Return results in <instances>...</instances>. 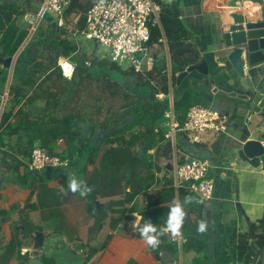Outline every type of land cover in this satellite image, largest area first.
Segmentation results:
<instances>
[{"label":"crops","instance_id":"obj_1","mask_svg":"<svg viewBox=\"0 0 264 264\" xmlns=\"http://www.w3.org/2000/svg\"><path fill=\"white\" fill-rule=\"evenodd\" d=\"M173 2L179 4L181 19L192 33L190 42L199 50L200 61L208 60L209 63L208 76L195 71L182 85L179 86L176 82V88L179 91L186 87L193 88L195 102L211 105L230 114L234 119V126L228 135H207L203 142L190 144L185 133L176 129L174 117V128L168 130L166 139L151 153L163 166V171L159 174L161 179L164 176L174 179L175 162L183 153L207 158L212 162L211 174L218 177L214 197L208 202L198 201L203 206V220L209 233V260L205 264H242L236 258L231 236L235 231L248 232L254 225L260 224L258 220L264 214V166L261 164L255 167L241 160L237 151L248 139H259L258 133L264 130V123L251 127L254 132L250 137H245L242 131L247 110L244 107L237 110L238 105L234 100L212 91L214 88L231 90L233 80L238 78L230 65L220 58V33L227 30L228 24L232 22L230 13L242 8V4L235 0H220V4L217 0ZM1 5L16 6L25 11L17 18L16 23L20 29L28 30L29 34L15 56L0 57V121L3 113L12 107L14 96L10 94V88L19 84L14 78V71L22 61V54L26 53V63L29 64L42 59L37 57L36 49L40 42L39 34L35 36L32 33L29 22L30 15L39 10L40 0H0ZM51 23L55 25L51 18L43 20V29L46 30ZM162 55L168 62L167 71L172 70L173 64L167 46ZM161 96L162 94L159 98ZM45 106L44 100L37 99L32 105H24V109L30 113L32 120L37 121L47 116ZM260 118L255 115L254 123ZM85 139L84 136L80 137L78 159H85L87 143L92 144L90 140L86 144L81 143ZM6 140L10 146L0 147V211H5L0 214V264H86L83 244L89 242L93 221L87 211V194H82L83 189L72 191L69 184L73 179L85 183L90 170L79 162L61 169L30 172L32 175L29 181L22 186L16 181V173L11 165L15 159L24 161L25 165L28 163L30 156L23 155L27 138L21 131ZM169 141L172 144L168 147ZM58 149L57 143L54 151ZM171 155L174 157L173 163L167 160ZM25 165L20 167L21 174L27 171ZM219 165L231 167L227 177H221L216 170ZM164 187L163 181L150 188L152 200L158 198V192ZM148 199L146 196L144 204ZM177 203L180 204L179 198L174 202ZM137 205L142 207L139 203ZM169 205L167 203L164 206ZM103 206L104 204L98 203L97 209L102 210ZM116 217L122 218V215L118 213ZM141 219L139 212L122 219L118 227L111 231L112 237L107 247L97 254V263L94 264H192L194 258L199 256L193 251L183 252L182 246L177 245L176 254L171 255L173 263L164 260L158 262L144 239L134 236ZM161 229L166 231V227ZM100 245L97 234H94L90 246Z\"/></svg>","mask_w":264,"mask_h":264},{"label":"trees","instance_id":"obj_2","mask_svg":"<svg viewBox=\"0 0 264 264\" xmlns=\"http://www.w3.org/2000/svg\"><path fill=\"white\" fill-rule=\"evenodd\" d=\"M97 1L70 0V5L64 14L66 24L64 27H56L55 38L51 40L55 47L63 51L71 46L69 39L71 34L82 33L86 26L87 13ZM24 13V10L16 6H0V28L3 32L0 38V57L15 56L26 41L29 31L20 29L16 23L17 18ZM150 31L149 47L154 58V66L152 70L145 73H137L134 69H123L118 63L109 59L96 58L91 67L84 63L87 56L83 55L82 60L79 59L81 62L78 70L87 71L89 74L94 64L106 71H117L119 73L117 80H112L107 74L105 75V79L110 82L108 88L111 89L113 82L118 88L120 86L124 88L123 99L132 98L129 104L124 105L128 109H125L121 116L115 115L116 120L114 119L113 125L107 126L105 122L100 125L104 136L97 146L87 143L85 159H78L82 135L76 126V115L66 113L63 116H56L49 108L58 101H56L55 87L47 86L55 67L48 63L45 57L29 64L26 63V53L22 54V61L20 60L14 71V78L19 81V84L12 85L10 88V94L14 96L12 107L1 117L0 147L10 146L6 138H11L21 131L27 138L26 151L23 153L26 156H31L33 149L37 146L54 153L58 140L63 139L65 142L59 147V155L63 159H68L70 164L82 162L85 168L90 170V175L84 183L90 189L86 192L87 211L93 221L89 231V242L83 244L86 251V264L97 263L95 257L107 247L112 237L111 231L118 227L122 219L129 218L134 212H139L142 216L134 233L135 238L143 239L139 228L147 222H151L157 231L162 233L159 237L160 243L155 248L148 245L152 256L158 262H162L163 252L167 251L172 256L176 254L177 245L169 242L170 234L161 228L167 226L168 213L177 198L185 212L181 232L186 241L182 245V251H193L199 255L194 258L192 264H205L209 260L207 227L202 233L197 231L199 224L205 223L202 215L203 206L198 203L195 195L185 188L176 190L171 178L159 177L163 166L151 153L166 139L168 132L163 127L155 126L157 120L171 111L174 113L176 129L179 130L186 121L190 107L199 103L195 102L193 88L186 87L179 91L176 88V81L177 74L190 65L200 62V52L190 42L192 33L181 19L178 2L171 5L161 4L158 20L150 23ZM40 37L44 36L41 34ZM166 46L173 62L171 76L163 70L161 64L160 57ZM64 56L67 55L64 54ZM126 80H130L134 85L132 87L128 86L129 83L124 85ZM154 81L156 83H153ZM171 93L173 107L169 100ZM132 94H138V97L134 99ZM157 94H164L166 98L160 100L156 97ZM37 99L46 102L48 114L36 121L31 119L24 105H32ZM102 146L108 147L99 155ZM98 159L99 166L94 167ZM24 165L25 162L20 159L13 160L11 165L16 173V181L22 186L26 185L32 175L28 169L25 173H20V167ZM25 166L27 168V164ZM163 181L165 187L158 192V198L155 201L152 200L150 188ZM146 196L149 199L144 204ZM137 202L142 206L141 208L138 207ZM98 203L104 204L102 210L97 209ZM167 203L170 205L164 206ZM4 213L5 211H0V214ZM118 213L122 215V218L116 217ZM258 228L261 231L258 232ZM94 234H97L98 241L101 243L98 247L90 246ZM231 244L236 250L238 261L248 264L252 257H258V264H261L264 250V224H256L248 232L235 231L231 236Z\"/></svg>","mask_w":264,"mask_h":264},{"label":"built area","instance_id":"obj_3","mask_svg":"<svg viewBox=\"0 0 264 264\" xmlns=\"http://www.w3.org/2000/svg\"><path fill=\"white\" fill-rule=\"evenodd\" d=\"M173 0H98L88 11L85 29L82 31L88 40L97 46L109 49L110 61L121 65L128 62L126 69H134L137 73H145L153 69L154 58L151 54L149 41L151 37L150 23L157 22L161 4L171 5ZM242 4L245 12H249ZM70 5V0H40L39 10L30 15L32 31L41 21L51 18L59 27H64L65 11ZM3 32L0 28V38ZM97 57L89 55L85 65L91 67ZM68 63L72 67L70 77L63 73L62 64ZM59 69L62 76L72 80L78 71V61L73 56H62L59 59ZM160 96V95H159ZM234 126L233 117L215 107L202 103L193 104L186 117L184 125L179 129L184 132L190 144L203 142L207 135H228ZM64 140H58L59 147L64 145ZM60 149L50 153L42 147H35L27 163L31 173H38L47 169H61L70 166L68 159H63ZM231 169L227 166H217L216 170L221 177H227ZM173 186L185 188L195 195L200 203L211 201L216 190L217 178L212 176V162L203 157L184 153L175 162ZM168 232V231H166ZM169 242L182 246L186 241L181 232L173 236L170 232ZM236 254V250H235ZM259 258L252 257L248 264H258ZM247 264L246 262H241Z\"/></svg>","mask_w":264,"mask_h":264},{"label":"rangeland","instance_id":"obj_4","mask_svg":"<svg viewBox=\"0 0 264 264\" xmlns=\"http://www.w3.org/2000/svg\"><path fill=\"white\" fill-rule=\"evenodd\" d=\"M56 27V24L54 25L51 23V25L44 30L43 21H41L36 29L32 31L35 36H37V34H42L44 36L43 38H41L40 35L38 37L40 42L38 48H36L37 57H45L46 61L55 67V70L52 72V78L48 81L47 86L55 87L57 92L56 101H58V103L54 106H49V108L51 111H54L53 114L56 116H63L66 113L75 114L77 117L76 126L80 130L81 135L86 138L81 143L86 144V142L90 140L94 146H97L104 136L103 129H101L100 125L104 122L107 126L113 125L115 122L114 119L116 120L115 115L121 116L125 109H128L124 107V105L129 104L132 98L129 100L123 99L125 92L124 88L121 86L118 88L113 82L111 83L113 84L111 89H109L108 83L110 82L105 79V75L107 74L112 80H117L119 78V73L115 70L106 71L103 68L97 67V64H94L92 67L93 70H91V74L87 71L78 70L75 77L71 81H67L60 73L58 65L60 56H63L64 54L67 56H73L74 59H77L79 64L83 55L87 57L93 55L98 59L107 60L110 57L109 49L97 46L93 41L88 40L82 35V33L76 32L71 34L69 38L72 43L71 46L62 51L58 49V47H55L51 42V40L55 38ZM164 51H166V48ZM160 58L162 60L161 64L163 70H166L165 72L169 75L172 74V70L167 71L168 62L164 55ZM128 64V62H123L120 66L125 69L129 66ZM128 83L129 87L134 85L130 80H126L124 85H127ZM153 83L156 82L154 81ZM132 95H134L132 96L134 99L138 97V94ZM159 95L161 94H157L156 97L160 100L166 98L164 94H162L160 98ZM169 100L171 105V95H169ZM50 114H52V112H50ZM173 118L174 113L170 111L163 118L157 120L155 126L163 127L168 131L173 127ZM107 147L108 146H102L99 155H101ZM167 160L170 161V163H173L174 157L171 155ZM97 166H99V159L94 167ZM259 231H261V229L258 228V232Z\"/></svg>","mask_w":264,"mask_h":264},{"label":"water","instance_id":"obj_5","mask_svg":"<svg viewBox=\"0 0 264 264\" xmlns=\"http://www.w3.org/2000/svg\"><path fill=\"white\" fill-rule=\"evenodd\" d=\"M235 1H243L246 8L253 5L259 9L254 14L247 13L243 9H237L230 13L232 22L228 24L227 30L220 33L222 45L220 58L230 65V68L237 73L238 78L233 80L231 90L214 88L212 91L234 100L238 105L237 110L242 107L247 110L242 134L245 137H250L254 132L251 127L261 126L260 124L264 123V0ZM195 71L208 76V60L190 65L179 73L177 85H182L183 81ZM171 107H173V94H171ZM255 115L261 117V120L256 123L253 120ZM258 137L259 139H248L237 151L241 160L249 162L255 167L261 164L264 166V130L258 133ZM171 144L172 141H169L167 146L169 147ZM258 223L264 224V214ZM162 258L165 262L173 263V259L167 251L162 253ZM261 264H264V250Z\"/></svg>","mask_w":264,"mask_h":264},{"label":"clouds","instance_id":"obj_6","mask_svg":"<svg viewBox=\"0 0 264 264\" xmlns=\"http://www.w3.org/2000/svg\"><path fill=\"white\" fill-rule=\"evenodd\" d=\"M62 68L64 75L70 77L72 74V67L68 63H64L62 64ZM69 188L72 191L83 189L82 194L90 190L86 185H84L83 181L78 182L75 179L70 182ZM190 199L191 198H189V200ZM184 216L185 212L183 210V207L178 203L174 204V206L170 208V211L168 213L166 231L170 232L173 236L179 235ZM133 226L135 227V224ZM205 230L206 224L203 222L200 223L197 231L202 233ZM139 232L141 237L150 247L155 248L160 243L159 237L162 233L158 232L157 228L151 222H147L142 227H140Z\"/></svg>","mask_w":264,"mask_h":264},{"label":"bare ground","instance_id":"obj_7","mask_svg":"<svg viewBox=\"0 0 264 264\" xmlns=\"http://www.w3.org/2000/svg\"><path fill=\"white\" fill-rule=\"evenodd\" d=\"M216 1V0H215ZM217 3L220 4V0H217ZM259 8L257 6H249V8H247V10H249L250 13L254 14L256 13V11L258 10ZM256 15V14H255Z\"/></svg>","mask_w":264,"mask_h":264}]
</instances>
